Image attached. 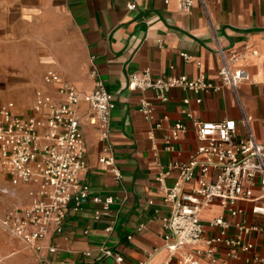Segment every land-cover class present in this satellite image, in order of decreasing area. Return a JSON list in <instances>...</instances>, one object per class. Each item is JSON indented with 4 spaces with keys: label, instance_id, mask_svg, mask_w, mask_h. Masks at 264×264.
Returning a JSON list of instances; mask_svg holds the SVG:
<instances>
[{
    "label": "crops",
    "instance_id": "0c3cea01",
    "mask_svg": "<svg viewBox=\"0 0 264 264\" xmlns=\"http://www.w3.org/2000/svg\"><path fill=\"white\" fill-rule=\"evenodd\" d=\"M132 2L137 5L134 11L128 9ZM0 28L7 36L23 39L22 52L29 59L41 61L44 74L54 70L81 94L91 93L99 78L116 103L107 142L101 140L97 126L91 123L95 114L88 104L82 101L79 106L88 165L81 181L90 187L82 210L69 211L62 234L51 229L41 253L27 248L0 226L5 234L0 240V264H120L103 255L102 247L123 256L121 264H178V257H171L165 246L161 219L171 212L164 194L174 186L178 174L172 171L162 183L159 176L171 162L189 161L202 144L187 113L200 121L235 120L238 139L246 136L241 119L248 115L257 140L264 144V0H206V8L197 1L189 12L181 11L175 2L165 4L162 0H0ZM218 44L246 57L240 65L247 68L252 81L243 84L238 95L222 88L204 95L199 105L195 93L174 89L169 101L163 103L155 101L152 91L127 88L129 76L145 70L157 78L204 75L219 84ZM182 53L191 60L185 61ZM13 56L12 49L0 44V59ZM93 67L98 78L91 76ZM42 82L37 89L56 96L54 87L46 86L43 78ZM143 101L152 103L150 119L140 111ZM32 106L28 113L21 112L17 105L15 111L26 117L32 113ZM177 122L184 123L187 131L169 152L165 141ZM106 146L122 172L119 182L100 163V158L108 155ZM1 179L10 185L5 175L1 174ZM7 190L10 193L1 213L13 205L28 203L26 186ZM95 196L115 199L109 214L100 221L94 217L99 208L92 202ZM252 206L240 202L238 208L243 213L236 217L219 202L202 212L205 223L223 216L232 225L230 236L237 234V222L255 230L245 240L253 246L251 251L220 246L214 260L202 256L199 264H263L264 217L254 215ZM111 224L113 230L107 232ZM216 233L207 230L209 236ZM49 247L57 251L49 253ZM192 249L186 247L187 251ZM87 252L90 256L85 255Z\"/></svg>",
    "mask_w": 264,
    "mask_h": 264
},
{
    "label": "built area",
    "instance_id": "2783aa9c",
    "mask_svg": "<svg viewBox=\"0 0 264 264\" xmlns=\"http://www.w3.org/2000/svg\"><path fill=\"white\" fill-rule=\"evenodd\" d=\"M162 1L165 4L175 2L184 12H189L197 1L206 8V0ZM136 8L135 2L128 5L131 11ZM210 24L214 26L211 21ZM215 52L220 62L219 84L204 75L157 78L150 70H145L131 74L127 88L133 92L152 91L155 101L163 103L169 101L174 89L195 93L199 105L203 103L204 95L222 88H230L238 95L240 87L252 81L250 72L240 65L245 55L228 52L219 44ZM181 56L185 61L191 60L186 53ZM197 65L201 66V62ZM91 76L98 78L95 67ZM43 80L46 86L54 87L56 96L45 89H37L30 115L17 114L14 102L0 104V173L7 177L12 187L28 188V203L13 205L4 213L0 212V226L37 253L46 249L43 242L51 229L62 234L69 211L82 210L89 199L90 187L81 181L88 165L80 125V103L86 102L94 112L91 123L97 126L101 140L106 142L110 137L112 112L116 108L113 95L99 78L89 94H81L52 69L45 72ZM183 102L189 104L188 99ZM152 110L151 102L141 103L140 111L146 119L152 117ZM186 116L192 120L202 144L189 161H173L159 176L162 183L172 171L178 174L174 186L167 188L164 194V201L171 206L170 214L161 218L165 246L171 257H178V264H199L202 256L214 260L220 246L249 252L253 246L245 240L255 227L237 222L234 224L237 234L230 236L228 231L232 225L223 216L205 223L201 215L214 202H219L232 217H236L243 213L238 204L250 202L252 213L264 217V144L257 140L251 128L252 118L243 116L241 124L246 129V136L238 139L235 120L209 122L194 119L190 113ZM186 131L184 123H175L165 141V149L174 151L176 141ZM104 152L108 155L100 158V163L117 182L121 181L123 175L111 148L104 147ZM92 202L99 206L94 217L100 221L109 214L115 199L95 196ZM208 229L217 230V233L209 236ZM112 230L111 224L107 232ZM188 246L193 249L187 251ZM47 250L49 253L57 251L55 247ZM100 250L106 257H113L120 264L124 262L120 254L105 247ZM85 255L90 256V253ZM255 260L260 259L256 257ZM261 261L264 264V259ZM39 264L49 263L42 261Z\"/></svg>",
    "mask_w": 264,
    "mask_h": 264
},
{
    "label": "rangeland",
    "instance_id": "374dc122",
    "mask_svg": "<svg viewBox=\"0 0 264 264\" xmlns=\"http://www.w3.org/2000/svg\"><path fill=\"white\" fill-rule=\"evenodd\" d=\"M9 31V30H8ZM9 33V32H8ZM22 38L7 36L0 28V44L4 49L13 50V57L0 59V104L13 101L21 112L28 113L33 104L34 92L43 86L42 78L45 71L41 61L25 57L22 52ZM43 67V68H42ZM5 184L0 174V211L6 196L13 187ZM7 187V188H6ZM3 234L4 236H1ZM5 239V234L0 229V240Z\"/></svg>",
    "mask_w": 264,
    "mask_h": 264
}]
</instances>
